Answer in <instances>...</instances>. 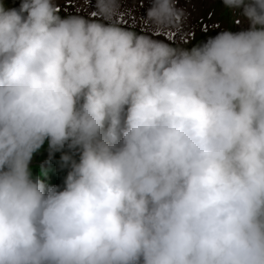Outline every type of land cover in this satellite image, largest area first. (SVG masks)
I'll list each match as a JSON object with an SVG mask.
<instances>
[{
	"label": "rangeland",
	"instance_id": "374dc122",
	"mask_svg": "<svg viewBox=\"0 0 264 264\" xmlns=\"http://www.w3.org/2000/svg\"><path fill=\"white\" fill-rule=\"evenodd\" d=\"M226 4L237 30L177 61L132 30L39 22L23 0H0V264L34 233L50 242L85 226L79 207L97 188L96 233L120 264H158L169 249L191 264H264V0ZM77 23L121 34L127 62L60 65L93 61L76 40L64 47ZM171 65L197 82L174 84Z\"/></svg>",
	"mask_w": 264,
	"mask_h": 264
},
{
	"label": "trees",
	"instance_id": "16d2710c",
	"mask_svg": "<svg viewBox=\"0 0 264 264\" xmlns=\"http://www.w3.org/2000/svg\"><path fill=\"white\" fill-rule=\"evenodd\" d=\"M79 208L82 210L83 218L87 217L89 219L85 226L73 232H65L60 226L55 229L54 238L50 242L47 240L48 234H41L37 237L39 233H34L22 253L19 256L11 254L8 263L120 264L121 260L118 263L114 258V254L110 256L106 253L108 247L103 243L102 237H100L101 232L96 233L99 223L106 216L105 199L100 192V188L90 192L83 199ZM168 244L172 247L175 246L172 245L173 242L171 240H168ZM179 254L183 255V251H180ZM178 255L176 256L175 249H169L165 253L164 261L158 264H191L181 260Z\"/></svg>",
	"mask_w": 264,
	"mask_h": 264
},
{
	"label": "bare ground",
	"instance_id": "6f19581e",
	"mask_svg": "<svg viewBox=\"0 0 264 264\" xmlns=\"http://www.w3.org/2000/svg\"><path fill=\"white\" fill-rule=\"evenodd\" d=\"M76 26L79 27V32H77L71 40H68L64 47L71 45L76 40L77 45L82 49V52L85 53L83 58L89 57L93 61L90 64H85L79 58L71 59L70 56H65L63 54L59 58V64L63 65L67 70H74L80 64H84L85 66L94 65L98 60H103L104 58L111 59L116 56H120L123 62H127L119 51H114L118 46L123 48H127L128 46L129 42L121 39V34L110 31V34L107 35L103 29L94 26L88 27V25L82 23H77ZM43 200L44 199H42V201Z\"/></svg>",
	"mask_w": 264,
	"mask_h": 264
},
{
	"label": "clouds",
	"instance_id": "9594fccd",
	"mask_svg": "<svg viewBox=\"0 0 264 264\" xmlns=\"http://www.w3.org/2000/svg\"><path fill=\"white\" fill-rule=\"evenodd\" d=\"M68 35H69V33H67V35H66L65 39H67ZM65 39H64V40H65ZM79 192H81V190H79Z\"/></svg>",
	"mask_w": 264,
	"mask_h": 264
}]
</instances>
